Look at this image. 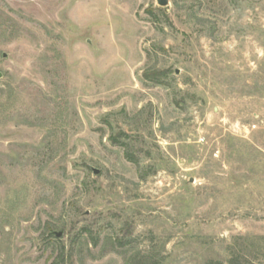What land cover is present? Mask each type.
<instances>
[{"label": "rangeland", "instance_id": "obj_1", "mask_svg": "<svg viewBox=\"0 0 264 264\" xmlns=\"http://www.w3.org/2000/svg\"><path fill=\"white\" fill-rule=\"evenodd\" d=\"M232 258L264 264V0H0V264Z\"/></svg>", "mask_w": 264, "mask_h": 264}, {"label": "trees", "instance_id": "obj_2", "mask_svg": "<svg viewBox=\"0 0 264 264\" xmlns=\"http://www.w3.org/2000/svg\"><path fill=\"white\" fill-rule=\"evenodd\" d=\"M143 78L145 81H151L152 83L158 82V78L156 77V75L153 74H144ZM235 260H236L235 258L234 259L232 258L231 260H229V263L231 264Z\"/></svg>", "mask_w": 264, "mask_h": 264}, {"label": "water", "instance_id": "obj_3", "mask_svg": "<svg viewBox=\"0 0 264 264\" xmlns=\"http://www.w3.org/2000/svg\"><path fill=\"white\" fill-rule=\"evenodd\" d=\"M156 2H157V4L159 6H162V7L168 5V0H156ZM3 56L5 57L6 54H3ZM56 236L59 237L60 236V233L59 232L56 233Z\"/></svg>", "mask_w": 264, "mask_h": 264}]
</instances>
